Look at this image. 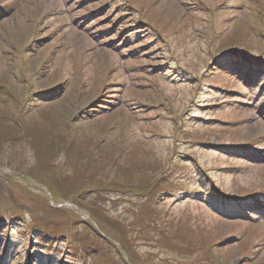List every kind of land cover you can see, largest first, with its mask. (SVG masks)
<instances>
[{
    "label": "rangeland",
    "instance_id": "1",
    "mask_svg": "<svg viewBox=\"0 0 264 264\" xmlns=\"http://www.w3.org/2000/svg\"><path fill=\"white\" fill-rule=\"evenodd\" d=\"M206 173L216 206L177 190ZM31 260L264 264V0H0V264Z\"/></svg>",
    "mask_w": 264,
    "mask_h": 264
},
{
    "label": "trees",
    "instance_id": "2",
    "mask_svg": "<svg viewBox=\"0 0 264 264\" xmlns=\"http://www.w3.org/2000/svg\"><path fill=\"white\" fill-rule=\"evenodd\" d=\"M215 147H225V146H223V145H221V144H218V145H216ZM172 149H173V151H175V149H176V147L173 145L172 146ZM174 153V152H173ZM184 153V152H183ZM173 155V154H172ZM175 160H177V157H175L174 158ZM191 163V165H196L194 162H190ZM8 167V166H7ZM198 170H197V172H195V174L194 175H196V173H197V181H199V179L198 178H200V174H203V172L205 171V169L204 168H201L200 167V165H198L197 167H196ZM204 175V174H203ZM204 177H207L206 179H208V181H210L211 182V186H213L214 187V189H217L218 191H222L220 188H219V185L217 184V183H215V181H214V178H212V174H205V176ZM159 180V179H158ZM157 180V181H158ZM156 181V182H157ZM155 182V183H156ZM162 182H163V180H162ZM180 184V183H179ZM162 185V183L160 184V186ZM163 186L165 187L163 190L165 191V189H166V184H165V182H163ZM161 191V192H164V191ZM178 191H180V190H182V192L181 193H184V194H186L189 198H197V197H202V195H201V193L203 194V193H210V194H213V196H216L215 195V193L213 192V191H210V190H212V189H207L203 184H198L197 185V187L194 189V190H191V189H177ZM205 194V195H206ZM95 196H97V195H95ZM95 196H93L92 197V199H90V200H84V197L85 196H83V195H77V196H75V197H73V199L71 200L70 198L69 199H66V200H69V201H72L71 203H73L74 205H75V207H77L78 209H81V208H83V207H85L87 210H88V212H89V214H90V216H91V218H92V220H94V218L96 217V215H97V207H96V205H95V203H97V199H95ZM155 198V197H154ZM156 199V198H155ZM154 200V199H153ZM153 202V201H152ZM155 208V206H153V209ZM102 209V208H101ZM153 209H152V211H151V213H154V211H153ZM103 210H105V209H103ZM103 210H101V211H103ZM148 210H151V208H149L148 207ZM99 226V225H98ZM130 227V226H129ZM94 229H96V228H94ZM115 232V231H114ZM123 232H125V227L123 226L122 227V230H121V233H123ZM111 235H112V232H111ZM111 235H109L110 237H111ZM27 240H28V238H26Z\"/></svg>",
    "mask_w": 264,
    "mask_h": 264
}]
</instances>
